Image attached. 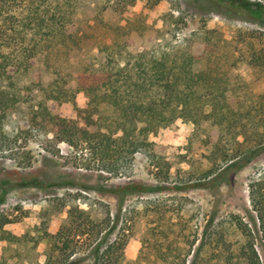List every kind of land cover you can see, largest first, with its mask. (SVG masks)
<instances>
[{"label":"trees","instance_id":"16d2710c","mask_svg":"<svg viewBox=\"0 0 264 264\" xmlns=\"http://www.w3.org/2000/svg\"><path fill=\"white\" fill-rule=\"evenodd\" d=\"M73 2L0 0V152L13 156L17 138L3 131L4 121L18 105L30 100V87L20 85L19 79L38 67L41 54L76 60L82 49L84 40L72 27ZM127 25L122 29L128 30L118 35L113 33L117 29L103 23L112 40L100 46L102 64L84 68L76 77L56 73L41 90L32 117L21 131L27 136L42 134L48 143L84 146L97 170L112 176L129 171L134 156L142 153L162 183L129 182L109 189L108 194L119 196L121 206L134 194L212 188L218 193L231 185L237 172L264 154V92L251 93L238 75H229L218 65L212 50L223 40L215 31L205 30L197 40L176 44L157 35L143 39ZM243 42L246 65L257 81H264V39L252 36ZM193 45L201 48L194 50ZM200 63L204 66L197 69ZM78 93L87 99L84 108H75L78 120L61 117V105L75 106ZM177 120L193 125L192 140L199 138L208 149L209 165L202 177L182 178L173 185L170 167L149 137ZM248 198L246 219L228 214L215 223L213 216L200 240L195 229L198 208L190 213L184 203L169 206L160 199H142L141 213L151 217L154 225L148 230L151 240L141 241L138 257L130 264H147L149 250L154 254L151 264H263L257 244L264 248V169L250 181ZM68 206L64 222L53 234L44 232L45 238L39 241L49 247L44 264H76L78 250L84 246L91 247L88 254L97 257L105 242L109 219L95 222L77 205ZM172 216L175 223L170 221ZM10 223L0 213V242L18 240L4 231ZM229 229L237 233V239H231ZM124 232L106 245L102 257L107 264H129L124 263ZM0 264L17 263L0 255ZM92 264H98L96 259Z\"/></svg>","mask_w":264,"mask_h":264},{"label":"rangeland","instance_id":"374dc122","mask_svg":"<svg viewBox=\"0 0 264 264\" xmlns=\"http://www.w3.org/2000/svg\"><path fill=\"white\" fill-rule=\"evenodd\" d=\"M73 3L72 27L84 40L76 60H66L59 54L53 57L51 54L39 55L38 67L19 79L20 85L31 89L28 91L29 102L18 105L4 121L3 131L17 138V147L13 156L9 152H0V213L11 222L4 231L18 240L0 242V255L17 264H44L49 247L39 241L45 238L44 232L53 234L64 222L68 205H77L87 211L95 222L107 219L110 222L98 256H90L91 247L84 246L78 250L76 264H92L95 259L98 264H107L102 254L107 244L123 235L122 229H125L126 235L124 263L135 261L141 241L145 238L151 240L148 230L154 225L151 217H144L141 213L140 203L145 198L160 199L169 206L184 203L190 213L198 208L195 229L199 240L208 219L213 216L215 223L228 214L246 219L245 208L250 209L248 185L262 173L264 154L237 172L231 185L222 187L218 193L212 188L193 189L185 193L162 191L143 196L134 194L128 196L121 206L119 196L116 198L108 194L109 189L129 182L162 183L158 182L154 176L155 169L142 153L134 156L129 171L112 176L97 170L84 146L48 143L42 134L27 136L21 127L32 117V110L41 98V90L55 79L56 73L76 77L82 69H95L102 64L104 56L100 46L104 42L110 44L112 35L105 32L103 23L117 29L113 33L121 35L128 30L122 29L127 22V27L145 36L143 39L157 35L176 44L180 40H197L205 30L215 31L223 40L212 50L218 65L229 75H238L251 93H263L264 81H257L255 72L245 63L243 41L252 36L264 39V0H74ZM18 13L17 9L15 15ZM200 48V45H193L194 50ZM203 63L198 64L197 69L203 68ZM86 102V97L78 93L75 106L71 103L61 105L59 115L76 120L75 108H84ZM192 131V124L177 120L149 137L151 142L159 145L158 152L170 167L169 182L173 185L182 178L202 177L209 165L208 149L198 141L199 138L192 140ZM47 137L51 138V135ZM172 198L175 200L172 201ZM170 221L175 223L177 219L172 216ZM227 232L233 235L232 240L237 239L238 235L233 234L232 229ZM257 250L264 264V248L257 244ZM148 256L151 260L154 254L149 250ZM149 261L147 264H151Z\"/></svg>","mask_w":264,"mask_h":264}]
</instances>
